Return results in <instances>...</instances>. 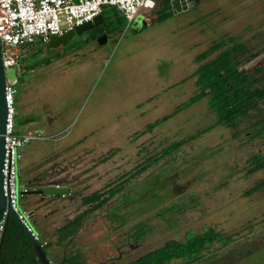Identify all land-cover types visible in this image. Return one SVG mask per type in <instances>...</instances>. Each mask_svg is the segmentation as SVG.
Wrapping results in <instances>:
<instances>
[{
	"label": "rangeland",
	"instance_id": "rangeland-1",
	"mask_svg": "<svg viewBox=\"0 0 264 264\" xmlns=\"http://www.w3.org/2000/svg\"><path fill=\"white\" fill-rule=\"evenodd\" d=\"M154 1L156 8L140 7L131 22L106 6L97 25L58 46L37 38L19 47L20 59L5 69V78L18 80L17 95L29 99V117L36 119L18 132L40 136L23 147L25 176L41 189L55 181L72 182L73 189L69 196L27 194L19 207L35 209L33 219L45 236L63 217L84 208L82 195L103 188L150 156V166L84 221L75 244L87 264L126 263L166 239H184L188 231L206 227L230 240L210 244L200 260L187 264H264V186L245 194L264 178V168L246 174L248 157L255 152L264 156V131L257 134L252 125L264 115V102L260 114L241 120L236 128L212 124L215 115L204 109L206 98L171 120L172 115L162 119L195 92L190 75L198 65L194 58L214 41L238 37L245 43L236 60L239 69L251 73L261 67L258 75L264 72V0H187V8L176 12L168 0L164 18L156 12L164 0ZM102 35L107 39L100 44ZM182 77L186 79L178 83ZM145 93L157 102L156 108ZM157 120L152 131L144 130ZM175 124L183 126L177 129L183 135L166 132ZM81 127L95 135L80 159L65 145L67 133ZM153 131L159 136L149 141L145 135ZM179 139L186 142L176 151L158 155ZM25 176H17L18 191ZM114 213L122 217L114 219ZM33 219L26 222L39 235ZM142 223L150 226L148 234L130 238Z\"/></svg>",
	"mask_w": 264,
	"mask_h": 264
},
{
	"label": "trees",
	"instance_id": "trees-1",
	"mask_svg": "<svg viewBox=\"0 0 264 264\" xmlns=\"http://www.w3.org/2000/svg\"><path fill=\"white\" fill-rule=\"evenodd\" d=\"M163 5L164 7L157 8L156 11L160 13L159 18H164L165 14H167V9L170 8L168 0H164ZM156 7L157 3L155 2L153 8ZM244 49L245 43L238 37L227 36L225 39L212 42L205 50L198 53L194 58L198 65L190 74L195 77V92L178 105L172 113L162 119H167L169 116L203 98H207V107L214 113L216 125L236 128L241 120L251 118L254 113L260 114V106L264 102V72L258 75L263 71L261 67L256 68L251 73H247L245 69H239L236 60ZM213 53L215 55L212 58H208ZM157 122L159 120L146 124L144 130H151ZM252 125L257 128V134L263 133L264 115L260 114L258 119L254 118ZM185 142L186 140L184 139L173 141L162 148L158 155L170 154ZM153 162L154 157L148 156L134 170L131 169L103 188L93 190L80 197V204L84 208L74 214L72 218H66L53 232L59 242H70L73 249L65 258L52 264H87L86 255L82 249L75 247V238L84 221L90 215L102 209L109 201L117 198L126 183L142 173ZM247 162V175L264 168V156L259 152L252 153L248 157ZM263 186L264 178L247 188L245 194L256 192ZM51 196L59 197L62 195ZM114 214V219L122 217ZM31 217L33 219V215ZM33 222L40 232L38 242L42 245L48 257L50 242L44 239L34 219ZM149 231L150 226L147 223H142L129 236L134 240H139L148 234ZM2 234L0 264H41L31 242L14 220L5 224ZM229 240L230 237L225 236L222 231L213 227H206L197 233L188 231L184 239H166L161 245L140 254L126 263L111 261L105 264H179L176 260H182L183 263L181 264H187L200 260L210 244L218 241L226 243ZM43 242L46 243L43 244Z\"/></svg>",
	"mask_w": 264,
	"mask_h": 264
},
{
	"label": "built area",
	"instance_id": "built-area-1",
	"mask_svg": "<svg viewBox=\"0 0 264 264\" xmlns=\"http://www.w3.org/2000/svg\"><path fill=\"white\" fill-rule=\"evenodd\" d=\"M154 0H0V53L5 69L14 66L20 59L19 47L40 38L47 43L75 26L91 21L106 6L115 7L118 12L131 22L140 7L152 9ZM17 79L7 81L5 78L4 96L6 116L4 127V152L2 161V191L17 218L26 226L36 240L28 223L31 209H20L19 199L26 187L18 191L16 179L18 161L22 157V149L31 140L39 139L35 132L19 133L16 129L15 104ZM8 210L0 213V241L5 227ZM46 242H43L45 244Z\"/></svg>",
	"mask_w": 264,
	"mask_h": 264
},
{
	"label": "crops",
	"instance_id": "crops-1",
	"mask_svg": "<svg viewBox=\"0 0 264 264\" xmlns=\"http://www.w3.org/2000/svg\"><path fill=\"white\" fill-rule=\"evenodd\" d=\"M134 20V19H133ZM195 70V69H194ZM193 70V71H194ZM192 71V72H193ZM185 80V78L183 79V77L178 81V83H180L181 81L183 82ZM26 80L24 81V84H26ZM18 94V92H17ZM16 94V109H17V119H18V123H17V131L18 129H21V128H27L29 126H31V124H35L36 122V119L35 118H31L29 117L30 116V111H28V107H29V103L27 104V101H29V99H26L25 97H21L19 95ZM146 94V95H145ZM145 99L147 102L153 104V106H151L152 108H156V105H157V102H152L151 100H149V97L150 95L148 93H145ZM176 95V94H175ZM191 96V95H190ZM189 96V97H190ZM187 97V98H189ZM186 98V99H187ZM183 99V98H182ZM186 99L182 100L179 102V104H176L175 106L177 105H180L181 103H183ZM31 102V101H30ZM161 103H159L161 106L164 105L163 103H167V97H166V101H162V98H161ZM178 101H176L177 103ZM198 102V101H197ZM206 103H207V98H206ZM28 105V107H27ZM203 108H201L202 110ZM206 110H209L208 107L204 108ZM154 110V109H153ZM182 111V110H180ZM180 111H178L177 113H179ZM177 113L173 114L169 120H171V118L176 115ZM163 114L165 113H161L159 114V116H163ZM158 117V116H156ZM156 117H154L153 119H155ZM159 118V117H158ZM31 123V124H30ZM212 124H215V116H214V119H213V123ZM175 127L174 129H172V131H166L168 134H174L175 137L177 135H183V132H181L180 134L177 133V129L180 127V128H183V126L181 124H175ZM158 130V129H157ZM175 130V131H174ZM69 131V130H68ZM67 131V132H68ZM152 131V130H151ZM158 132V131H157ZM166 133V135H167ZM67 134L68 135V140H67V144L65 145L66 147H70L72 148L71 151L76 153V156L79 155L80 159L82 158L83 154L86 155V153L88 152L89 150V138L92 136V135H95V133H93L92 131H87L84 127H81L79 128V130H75V131H72V132H68ZM65 135V134H64ZM146 137L149 138V141L150 140H153L154 138H156L157 135L156 134V131H153V132H149V133H146L145 135ZM164 137V136H163ZM95 140V139H92V141ZM69 148V149H70ZM23 155L25 153V149H22L21 150ZM83 162H85L83 160ZM84 164V163H83ZM79 167H80V171L82 170V160L79 162ZM83 167H86V166H83ZM86 175V173L84 174V176ZM81 178V177H80ZM74 182H77V180H75ZM72 183V182H71ZM71 183L69 184H65L64 182H59V181H55V182H52L50 185L54 186V185H57L59 184L60 186H68L70 185V189L71 191L73 192V189H72V186H71ZM78 183V182H77ZM67 196V195H66ZM69 196V195H68ZM65 209L64 206L62 207V210L60 212V215L64 216L65 215ZM78 212V211H77ZM76 212V213H77ZM75 213V214H76ZM74 215V214H73ZM72 216H68V218H72ZM62 216V217H63ZM63 221L65 220V218L63 217L62 218ZM60 222L59 224H56L54 226V228L49 232L47 233L45 236H44V239L48 240L50 242L49 244V248H48V258L51 260L52 263H55L56 261H59L60 259L62 258H65L67 255H69V253L72 251L73 247H72V244H70V242H59L57 240V238L55 237V235L53 234V232L55 231L56 228H58L62 223ZM40 230V229H39ZM41 231V230H40ZM43 234V233H42ZM75 247H78L77 245ZM79 248V247H78Z\"/></svg>",
	"mask_w": 264,
	"mask_h": 264
},
{
	"label": "water",
	"instance_id": "water-1",
	"mask_svg": "<svg viewBox=\"0 0 264 264\" xmlns=\"http://www.w3.org/2000/svg\"><path fill=\"white\" fill-rule=\"evenodd\" d=\"M170 5L174 12L180 11L182 9L187 8V0H171ZM101 14H97L91 21L84 22L83 24L75 26L73 29L65 31L64 33L52 37L48 42L49 47H55L59 44L66 41L69 37L73 36L74 34H82L84 31L92 28L93 26L97 25L101 21ZM107 37L106 35H102L99 37L98 41L99 43H104L106 41ZM4 87H5V73L4 68L1 61V53H0V213L1 211L7 209L8 210V217H11L18 227L25 233L29 241L31 242L32 246L34 247V250L36 252V255L41 262V264H52L51 260L47 257L45 251L42 248V245L34 238L32 233L26 228V226L17 218L16 214L12 211L9 203L6 201V198L2 191V161H3V152H4V127H5V116H6V102H5V96H4ZM43 193L45 195H66L70 193V187L68 186H60L57 185H49L42 189H33L31 191H22V194L24 193ZM29 214H32V211L29 212ZM6 219V223H7ZM5 223V224H6Z\"/></svg>",
	"mask_w": 264,
	"mask_h": 264
},
{
	"label": "flooded vegetation",
	"instance_id": "flooded-vegetation-1",
	"mask_svg": "<svg viewBox=\"0 0 264 264\" xmlns=\"http://www.w3.org/2000/svg\"><path fill=\"white\" fill-rule=\"evenodd\" d=\"M15 104H16V99H15ZM15 123H16V128H17V123H18L17 115H16V118H15ZM23 156L24 155L22 153V157L18 161V175L17 176H21V175H24L25 176V167L23 165ZM30 185L32 186L31 188H29ZM23 186L26 187V190L27 191H31L33 189H41V187H38L39 185H34V183L32 182V179H28L26 176H25V180L23 181ZM27 194H29V195H35V196L36 195H39L41 198L45 197V194H43V193H35V194H33V193L26 192V193L22 194L21 198L23 197L24 199H27ZM72 194H73V192L70 189V194L69 195H72ZM41 201H45V199L44 200H41ZM26 202L28 203V201H26ZM31 211H32V214L31 215H33V217H34V215H35V209L32 208ZM11 221H13V219L11 217H9L7 219V223L6 224H8ZM34 221H35V219H34ZM2 237H3V234H2ZM2 237H1V240H2ZM0 243H1V241H0Z\"/></svg>",
	"mask_w": 264,
	"mask_h": 264
}]
</instances>
